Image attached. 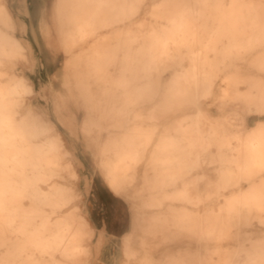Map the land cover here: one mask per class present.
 I'll list each match as a JSON object with an SVG mask.
<instances>
[{
	"label": "clouds",
	"instance_id": "obj_1",
	"mask_svg": "<svg viewBox=\"0 0 264 264\" xmlns=\"http://www.w3.org/2000/svg\"><path fill=\"white\" fill-rule=\"evenodd\" d=\"M0 264H264V0H0Z\"/></svg>",
	"mask_w": 264,
	"mask_h": 264
}]
</instances>
